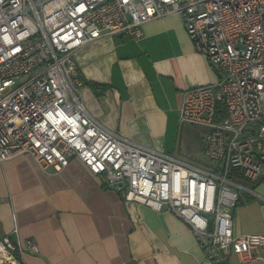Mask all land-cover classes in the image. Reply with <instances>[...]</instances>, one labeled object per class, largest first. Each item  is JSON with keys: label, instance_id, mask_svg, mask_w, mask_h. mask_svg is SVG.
I'll list each match as a JSON object with an SVG mask.
<instances>
[{"label": "built area", "instance_id": "1", "mask_svg": "<svg viewBox=\"0 0 264 264\" xmlns=\"http://www.w3.org/2000/svg\"><path fill=\"white\" fill-rule=\"evenodd\" d=\"M172 13L218 72L184 92L179 113L210 127L208 165L123 138L79 95L77 50L123 32L139 39ZM24 155L55 172L79 159L125 201L169 209L214 264L263 258L264 233L235 234L233 213L244 193L264 201L254 191L264 181V0H0V163ZM28 249L35 240L0 236V264H25Z\"/></svg>", "mask_w": 264, "mask_h": 264}, {"label": "crops", "instance_id": "2", "mask_svg": "<svg viewBox=\"0 0 264 264\" xmlns=\"http://www.w3.org/2000/svg\"><path fill=\"white\" fill-rule=\"evenodd\" d=\"M143 31L139 39L118 33L75 52L81 101L123 138L208 165L210 127L181 123L179 113L184 92L217 81L218 72L195 48L180 14L149 21ZM88 82L104 88L98 94ZM255 189L264 198V181ZM260 201L237 205L235 234L264 233ZM0 236L35 240L38 251L26 250L25 264H214L183 219L125 201L76 158L61 172L31 155L0 163ZM227 264H264V257L243 261L233 254Z\"/></svg>", "mask_w": 264, "mask_h": 264}, {"label": "rangeland", "instance_id": "3", "mask_svg": "<svg viewBox=\"0 0 264 264\" xmlns=\"http://www.w3.org/2000/svg\"><path fill=\"white\" fill-rule=\"evenodd\" d=\"M206 160H208V159L206 156H204L203 161H206ZM254 191L257 193H260L258 189H255ZM248 203L260 205L262 203V201H260V199L258 197L254 196L252 194H249V193L242 194L241 201L238 204V206H240L241 204H248Z\"/></svg>", "mask_w": 264, "mask_h": 264}, {"label": "trees", "instance_id": "4", "mask_svg": "<svg viewBox=\"0 0 264 264\" xmlns=\"http://www.w3.org/2000/svg\"><path fill=\"white\" fill-rule=\"evenodd\" d=\"M89 85H91L93 87V89L99 94L101 93V91L103 90L101 85L97 84V83H93V82H88Z\"/></svg>", "mask_w": 264, "mask_h": 264}]
</instances>
